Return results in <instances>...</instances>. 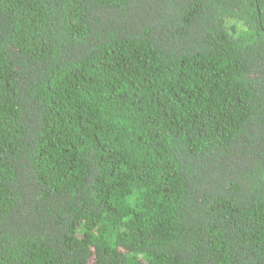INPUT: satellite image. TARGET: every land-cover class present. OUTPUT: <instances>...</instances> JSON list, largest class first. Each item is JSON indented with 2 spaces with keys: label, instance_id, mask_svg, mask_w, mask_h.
<instances>
[{
  "label": "trees",
  "instance_id": "trees-1",
  "mask_svg": "<svg viewBox=\"0 0 264 264\" xmlns=\"http://www.w3.org/2000/svg\"><path fill=\"white\" fill-rule=\"evenodd\" d=\"M0 264H264V0H0Z\"/></svg>",
  "mask_w": 264,
  "mask_h": 264
}]
</instances>
